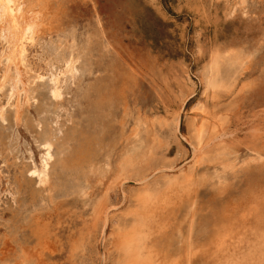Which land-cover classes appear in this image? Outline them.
Listing matches in <instances>:
<instances>
[{"label": "rangeland", "instance_id": "obj_1", "mask_svg": "<svg viewBox=\"0 0 264 264\" xmlns=\"http://www.w3.org/2000/svg\"><path fill=\"white\" fill-rule=\"evenodd\" d=\"M51 2L61 30L28 48V96L26 103L20 100L19 114L9 91L0 93V264L37 261L41 245L31 233L33 221L45 229L40 242L46 240L44 256L35 264H124L115 233L138 209V193L186 174L194 186L167 209L173 211L172 225L185 229L191 221L195 228L212 226L211 231L232 227L222 244L215 236L203 246L195 236L197 250L189 264H263L264 0ZM71 44L75 71L60 80V96L52 98L46 63L55 62V47L62 54L63 46ZM214 59L217 84L206 88ZM109 65L127 73L130 83L125 104L113 100L102 119L118 141L137 117L147 123L155 141L146 164L103 190L85 185L80 174L61 170L52 147L49 181L38 185L42 138L52 134L70 151L77 145L86 128L88 102L98 87L111 82ZM121 86L119 76L116 90ZM201 123L204 135L198 145ZM221 129L223 140L211 141ZM99 198L107 207L104 221L95 217ZM21 250L31 254L29 262L20 261Z\"/></svg>", "mask_w": 264, "mask_h": 264}, {"label": "bare ground", "instance_id": "obj_2", "mask_svg": "<svg viewBox=\"0 0 264 264\" xmlns=\"http://www.w3.org/2000/svg\"><path fill=\"white\" fill-rule=\"evenodd\" d=\"M56 14V8L51 0H0V93L7 89L9 91L8 99L15 98L13 102H15L14 113L16 115L21 110L19 109L20 100L23 99L24 103L27 102L28 89L26 83L28 77L26 73L30 69L26 63L28 48L49 34L59 35L61 26L58 27ZM58 48L59 46L53 49L57 53L54 64L46 63L48 92L52 98L60 96L61 87L58 85L60 80L63 81L66 75L72 76L75 71L76 58H73L74 48H72V44L66 47L63 46L62 54H59ZM56 63L57 65H55ZM217 66L218 61L214 59L208 67V74L205 76L204 84L206 88L216 87L215 69H217ZM109 68L108 70L112 73L111 82L102 89L98 87L94 92L96 97L88 102L86 106V128L80 132L81 139L77 145L70 151L71 147L67 143L59 142L58 138L52 134H47L42 138L45 149L42 169L36 177L38 185L49 181L46 166L53 155L51 153L52 147H55L54 154H57L59 164L57 165L61 170L66 169V172L71 170L74 173L73 176L80 174L85 181V185H92L91 183H93L97 187L103 186V190H108L109 186L111 187L113 184L115 186L119 185L129 178L130 174H133L132 169L141 168L146 164L151 153V144L155 141V134L154 132L149 133L147 123L137 117L134 126L127 134L121 132L120 141H118L110 135V126L102 119V117L107 116V113L105 114L106 109L112 105L113 100L125 104V89L127 84L130 83L127 73L122 72L121 69L114 71L117 67H113V65H109ZM119 76H122V86L116 90L115 86L118 83ZM33 77L37 78L39 76ZM114 91L117 92L114 93ZM2 111L3 108L0 106V118H2ZM203 126L204 124L201 123L196 130L195 139L198 145L204 135ZM210 128H213V126ZM70 135L72 134L70 133ZM224 137L225 133L221 129L213 134L211 141L223 140ZM106 139L108 140L106 141ZM203 147L200 146L199 150ZM31 175L33 174L31 173ZM168 180L163 187L152 192L144 189L138 193L136 198L138 209L132 219L126 217L122 220L121 228L115 233L118 249L125 256L124 264H189L192 250L194 248L197 250L196 237L201 238L202 242L200 244H203V246L208 245L210 241L214 242L215 236L217 237L215 242L222 244L229 229L232 228L229 225H222L219 228L218 225L219 229L215 228L211 231L212 224L210 228L205 225L202 228L201 226L195 228L191 221L185 229L182 225H172L170 220L174 216H172L173 211L169 212L167 209L170 206L173 208L174 205H178L191 193L194 178L192 175L186 174L181 180ZM99 199L97 204H100H96L95 207V217L100 216L104 221L107 207L105 208V202H102L104 200ZM33 222L35 227H31V233L37 243L41 245L39 252L37 251V257L35 256L37 260L35 263H37L40 262V257L44 256L45 247L43 245L46 244V240L42 242L43 244L40 241L43 239L45 229L38 226L37 221ZM74 246L72 244L71 249L75 250L76 247ZM253 253H255V250ZM248 255L250 256V254ZM30 257L31 254L28 253V250L26 252L21 250L20 261L29 262ZM255 264L258 263L255 262Z\"/></svg>", "mask_w": 264, "mask_h": 264}]
</instances>
